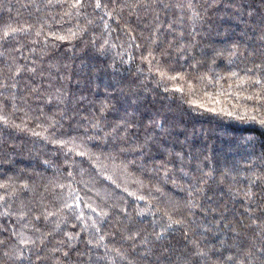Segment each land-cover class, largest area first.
Returning <instances> with one entry per match:
<instances>
[{"label": "trees", "instance_id": "16d2710c", "mask_svg": "<svg viewBox=\"0 0 264 264\" xmlns=\"http://www.w3.org/2000/svg\"><path fill=\"white\" fill-rule=\"evenodd\" d=\"M261 119L264 0H0V264H264Z\"/></svg>", "mask_w": 264, "mask_h": 264}, {"label": "rangeland", "instance_id": "374dc122", "mask_svg": "<svg viewBox=\"0 0 264 264\" xmlns=\"http://www.w3.org/2000/svg\"><path fill=\"white\" fill-rule=\"evenodd\" d=\"M113 84H114V83L112 82V80H111V81H107V82H102V88L105 89L107 86H113ZM104 91H105V90H104ZM146 159H147V158H146ZM189 161H190V160H189ZM130 166H131L132 168H131ZM130 166H129V169H130V171H131L134 167H133L132 165H130ZM133 170H134V169H133ZM134 172H135L134 174H137L139 177H141L143 180H145L144 182H146V183L149 182V181H147V180L145 179L146 175H145L143 172H142L141 174H138V172H137L136 169L134 170ZM176 174H177L178 176H180L181 180H184V182H188V181L190 182V181H192L191 178H189L187 174L180 175L179 172H178V173L176 172ZM130 175L133 176V174H130ZM193 185H194V184H193ZM175 191H176V190H174V192H175ZM203 193H207V190L202 189V190H201V194H203ZM177 202H178V201H177Z\"/></svg>", "mask_w": 264, "mask_h": 264}, {"label": "snow or ice", "instance_id": "6c2138e0", "mask_svg": "<svg viewBox=\"0 0 264 264\" xmlns=\"http://www.w3.org/2000/svg\"><path fill=\"white\" fill-rule=\"evenodd\" d=\"M79 2H80V0H77V4H79ZM97 7H100L99 3H97ZM60 39H63V37H61ZM173 79H174V77H173ZM257 82H259V81H257ZM210 111H215V109H210ZM227 115L231 116L232 113L229 112V113H227ZM251 119H252L253 121H255V120H256V117L253 116V117H251ZM259 123H260L261 126H264V119H261V120L259 121ZM249 195H252V194L249 193Z\"/></svg>", "mask_w": 264, "mask_h": 264}]
</instances>
